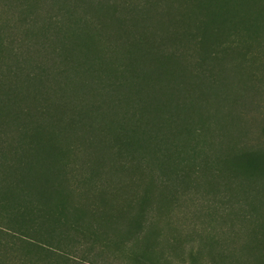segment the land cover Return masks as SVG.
Wrapping results in <instances>:
<instances>
[{"label":"trees","instance_id":"trees-1","mask_svg":"<svg viewBox=\"0 0 264 264\" xmlns=\"http://www.w3.org/2000/svg\"><path fill=\"white\" fill-rule=\"evenodd\" d=\"M262 55L264 0H0V209L57 224L67 213L56 205L96 193L97 180L101 197L122 194L139 209L125 233L132 253L170 264L174 237L160 229V213L220 174L224 189L207 192L224 200L222 211L207 225L225 224L237 187L247 194L264 177V72L245 69ZM143 176L144 188L127 192ZM24 197H45L55 214L36 216L38 203ZM186 218L179 229L211 243L190 248L193 264H235L234 235ZM73 222L45 246L32 221L31 232L12 226L0 250L25 249V264L71 257L56 238L84 233Z\"/></svg>","mask_w":264,"mask_h":264},{"label":"rangeland","instance_id":"rangeland-1","mask_svg":"<svg viewBox=\"0 0 264 264\" xmlns=\"http://www.w3.org/2000/svg\"><path fill=\"white\" fill-rule=\"evenodd\" d=\"M259 67L260 69H258ZM245 69L247 71L257 70V73H259V71L264 72V56L262 55L260 66L252 65L250 62L245 66ZM257 136V140L264 143V132L257 134ZM227 139L228 138L226 137L224 143L227 141ZM216 176L218 181H211V183L208 184L203 182L201 183L200 187L194 188L193 196L190 195L189 197H186L183 195L182 199L178 201L181 204L180 208L178 206L179 203H177L176 209L172 207L173 210L168 212V214L166 212L162 215H160L161 213L159 214L158 224L160 229L163 232H169L174 237V240L172 241L173 250L166 249L168 261H170V264H193L192 257L189 253L190 248H194V250H196L199 248L200 244L203 248L206 246L211 247V243H199V241L192 242L188 236H186L187 234H185L188 232V230L183 228L181 231L179 229L180 227L178 223L179 221H184L186 214V219L190 223L191 228H193L192 225L198 222L207 226L209 231L222 232L221 235L232 234L238 239L236 244L237 251H235L236 254L233 259V263L264 264V208L263 210H257V207H255L258 206L257 200L260 199L259 197H264V177L260 179L255 178L253 181H251L253 186L251 185L252 189H249L247 194L239 195V193H242L243 187H237L238 193L234 191V197H241V199L232 201V206L235 207L234 210H230L228 214L225 213V218L223 220V223L226 222L225 224L220 225L217 223L218 220H216V222H212L210 225H207V221H209V219H207L208 214L212 213L213 215H218L219 212L222 211L218 206H221L222 203H224V200L218 198L219 196H217L214 191L210 194L207 192L208 186L216 190L224 189L225 185L221 183L219 179L220 174H216ZM137 179L138 178L135 177V179L132 180V183L127 188V192H131L134 188H137L140 191L149 181V178H146L145 176L141 177L140 180ZM134 182L139 183L140 187L136 186ZM89 187L92 189H100L96 191V193L92 191L91 194L86 196L77 195V197H66V205H56L57 208L60 206L64 207L63 212L67 213L66 215L59 214V218L62 221L59 223L57 222V224L47 221L37 225V222L34 220H29V218L25 219L24 217L20 216H17L14 219V217L9 215L5 209H0V219L4 220V222H0V232L3 231L5 236L14 234L13 229H11L12 226H15V229L18 227H24L27 230H30V224L32 221L34 223L32 224L33 228H35L34 231L38 232L42 236L43 239L41 241L45 246V241H47L45 239L50 237L52 232H55L57 235L66 233L65 230L70 228L69 223L72 220V222L76 221L80 223L82 227H84V233H80L78 235V233L72 231V236L69 235L68 237L63 236L61 238H56V242H58L59 245L57 246V250H61L60 253L63 252L62 250H69V255L71 257L62 255L63 253L60 254L61 256L54 254L53 258L47 260V263L45 262L44 257L41 260V264H168L161 260L159 255L158 260H151V258L143 259V257L139 259L138 253L141 252L139 250H137L138 252L135 254L132 253V251H134L131 249L133 242H130V240L127 241L125 233L129 229L130 215L137 214L139 209L136 208L133 210V203L129 207V197H122V194L119 196L109 195L107 197H101L102 186L101 182L99 183L97 180L94 181ZM24 198H29L30 201L33 198L35 205L38 203V207L42 208L39 210L37 206L34 207L33 211H36V213H33L36 214V216L37 214L46 213V217H48L51 214H55L54 210L56 207L54 210L49 209L50 204H48L46 206L47 210L45 209V197ZM232 198L233 197H229L228 199L231 200ZM21 199L22 197H18L17 200L21 201ZM246 199L249 200L246 201ZM55 200L56 198H53V202H55ZM157 200L158 199H156L155 202ZM239 201H242V209L240 208L241 203ZM249 203H252V205ZM147 214L148 218H153L156 213L151 210ZM68 219L71 220L67 223ZM73 223L75 224V222ZM169 223L170 226H166V224ZM37 227L39 229L42 228V231ZM55 227L56 229L54 230ZM185 227L189 228V226ZM200 227L204 228V226ZM3 238L4 235H1L0 239ZM33 239L35 240V238ZM158 244L160 246H164V248L170 246L167 241H160ZM218 247L219 251L221 245ZM23 254L25 255V249L20 251V249L18 250V248H16V250H12L11 255L4 257L6 252H4V250H0V258L2 257L6 259L5 264H25L23 259H20L22 257L21 255ZM38 256V254H32L33 258L37 259ZM63 256L65 257V260L61 258ZM135 256L137 257L133 259L132 257ZM219 261L220 264H223L221 263L223 260ZM0 264L2 263L0 262ZM196 264H209L208 258L196 260Z\"/></svg>","mask_w":264,"mask_h":264}]
</instances>
